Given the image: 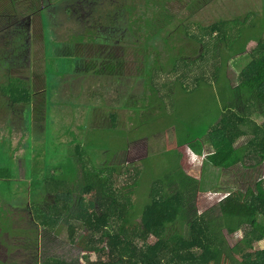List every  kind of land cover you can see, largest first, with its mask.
Returning <instances> with one entry per match:
<instances>
[{
    "label": "trees",
    "instance_id": "obj_1",
    "mask_svg": "<svg viewBox=\"0 0 264 264\" xmlns=\"http://www.w3.org/2000/svg\"><path fill=\"white\" fill-rule=\"evenodd\" d=\"M49 1L55 8L59 6L58 0H0V33L4 32L3 35L16 40L12 32H17L22 42V45L17 42L18 47L0 44V52H7L10 57V60L6 59V65L21 61L26 67L29 66L31 20L40 13V7ZM65 1L69 4L73 2ZM93 1L92 4L85 2L91 18H88V21L84 19L85 22L82 23L78 22L81 26L80 46H85V42L97 44L98 39L101 41L98 34L95 36V29H117L116 36L105 40L106 47L126 45L128 42V46H132L135 51L139 64L142 66L145 63L144 68H137L141 74L135 78L139 88L142 84L144 88L141 95L143 107H140L145 111L154 104L169 106L168 111L163 109V114L174 117V122H170L169 126L176 127L181 134L177 137L178 146H188L190 152L197 156L203 155L206 145L211 144L214 149L210 153L207 152L204 162L210 166L209 170L226 169L237 163L253 168L264 162V20L263 25L259 26L261 21H253L248 13L242 20H222L209 26L208 34H216L218 38L213 43V48L199 54L198 59L203 58L206 63L201 65L199 74L193 79L196 84L189 90L186 81L189 76L188 67L193 60L184 59L181 55H168V63L164 65L160 58L162 53L158 51L152 55L149 49L157 50L155 43L159 42L160 38L169 45L166 36H160V33L168 31V25L172 22L168 7L164 6L158 14L151 13L156 16L148 18L150 13L144 11V4L154 3L152 6L158 9L162 7V2ZM66 3L62 5V9ZM107 7H112V10L107 12ZM59 13V10L55 11V15ZM43 21L47 27L48 21L45 17ZM88 24L92 27L86 34ZM191 24L192 22L182 25L185 29L188 28L185 35L208 46V42L205 43V34L198 37L189 32ZM176 27L173 26L172 30ZM119 28H127L126 43H114L115 38H121ZM58 29L49 31L52 34L50 37H54L57 42ZM253 29L259 33L253 34ZM223 41L227 42L228 50L233 51L238 45L239 50H242L240 54L247 52L251 57L250 62L236 75L235 82L229 76V62L237 55L224 52L225 55L222 50ZM164 49L173 47L169 45ZM139 52L141 54L138 56ZM2 54L0 61H5ZM98 59L99 57L93 54L89 57L90 65L85 66L83 70L92 74H104L100 70ZM117 60L122 64L121 59ZM167 67L177 73L176 79L180 84V88L173 92L170 88L177 81L165 80L162 77ZM106 75L116 80L119 95L124 99L128 92L126 86L129 75L122 69L113 75L106 72ZM205 82L208 86L207 99L214 102L208 106V110L198 107L195 111L192 110L191 115L186 114L177 122L175 113L179 110V104L174 98H182L191 104L193 102L192 105L196 104L191 100L196 97ZM122 84L125 86L124 90L121 89ZM222 85H226V95L219 97L217 94V99L213 92L218 89L219 95L222 94ZM0 93L13 105L32 103L28 80L21 76L6 73L5 79L0 81ZM121 103L125 107V104ZM45 115L44 105L41 131L45 130ZM148 116L156 117L151 114ZM115 120L116 116L112 114L113 124ZM241 139L244 140L240 142ZM74 148L79 154V162L70 161V167H65L64 171L56 174V178H47V186L54 201L46 210L32 208V215L37 226L51 231H55L62 222L65 223L70 240H75L82 250L95 254V259L87 260L86 264H264V176L256 180L253 188H247L244 192H231L216 207L199 214L192 210L191 205V195H195L196 188H200L199 178L192 176L178 157L177 165H174L163 179H150L149 189L144 193L145 203L139 219H136L134 194L142 186V164H98L94 163L90 156L85 157L87 153H84L81 145ZM149 155L150 153L144 158L145 161ZM3 175L5 174L0 173V176ZM179 224L180 227L177 226ZM183 224L186 226V235L181 227ZM82 230L85 233L76 240V233ZM225 230H228L229 236L235 238L236 243L232 245L228 241ZM153 238L156 241H151ZM38 264L71 263L63 258L47 256Z\"/></svg>",
    "mask_w": 264,
    "mask_h": 264
},
{
    "label": "rangeland",
    "instance_id": "obj_2",
    "mask_svg": "<svg viewBox=\"0 0 264 264\" xmlns=\"http://www.w3.org/2000/svg\"><path fill=\"white\" fill-rule=\"evenodd\" d=\"M63 1L65 0H58V8L60 7L63 11L61 15L65 12L70 14L71 11H66V7L62 9L66 3ZM158 1V3L162 2L160 4L162 7L155 9L152 6L154 3L144 4V11L150 13L148 18H154L156 15L151 13L158 14L164 6L168 7L172 22L169 24L170 27L168 25V31L160 33V36H166L168 44L173 49L165 50L164 47L169 45L162 38L155 43L157 50L149 49L152 55L158 51L162 53L160 58L164 61V65L168 63L166 62L168 55H181L184 59L193 60L188 67L189 76L186 81L188 89L196 84L193 79L199 74L201 65L206 63L203 58L198 59L199 54L213 48V43L218 38L216 34H208L209 26L222 20H242L248 16V13L253 21H261L259 26L263 25L264 0ZM74 3L73 0L72 5ZM73 6L78 11L77 15L86 14L88 11L85 5ZM79 7L84 10L79 11ZM111 10L112 7L107 12ZM64 20H66L65 23H62L56 33L59 39L57 42L54 37H50L51 29L43 25L44 21L41 22L40 15L32 17L29 66L26 67V64L21 61L6 65L8 62L6 59L10 60V57L7 52L4 54L0 52L6 61L3 59L0 61V81L5 79L6 73L21 76L28 80L32 93L31 104L19 105L10 104L8 98L0 93V173L5 174L0 176V264H38L47 256L63 258L71 264H86L87 260L95 259L93 252L82 250L75 240H70L65 223L62 222L55 231L48 230L37 226L31 211L27 210L28 207L34 210L41 207L42 210H46L53 203L54 197L47 186L49 177L51 176L50 180L56 178V174L64 171L65 167H70V161L79 162V154L74 150L77 145L84 148V153H87L85 157L90 156L94 163L142 164L144 167L142 186L134 194L136 219H139L145 203L144 193L149 189L150 179H163L166 173L177 165L178 157L184 168L192 176L199 178L200 188H196V194L191 195L192 210L199 214L216 207L231 192H244L247 188H253L256 180L264 176V162L253 168L237 163L226 169L209 170L210 166L204 162L207 152L210 153L214 149L211 144L206 145L203 155L197 156L190 152L188 146H178L177 137L181 134L178 129H175L176 127L169 126L170 122H174V117L163 114V109L168 111L169 106L162 107L161 104H154L149 110L141 109L143 107L141 95L144 88L143 84L139 88L135 78L136 75L141 74L137 68H144L145 63L142 66L139 64L133 48L128 47L123 55L120 47L107 48L104 45L100 46L99 43L94 45L92 42H85V46H80V23L70 15L69 18L65 16ZM189 22H192L189 32L198 37L205 34V43L208 42V46L185 35L188 28L185 29L182 25H187ZM175 25L177 27L172 30ZM91 27L88 24L86 34ZM252 31L253 34L259 33L256 29ZM12 33L16 36V40L3 35L4 32L0 33V44L6 43L9 47L11 44L18 47L17 42H19L22 45L18 33ZM63 40L66 42H62ZM226 43V41L222 43L223 53L237 55L229 62V76L235 82L236 75L250 62L251 57L247 52L240 54L242 50H239L238 45L233 51L228 50ZM74 47L76 48L73 51ZM96 51L97 53H94ZM114 53L117 57L123 55L126 60L124 71L129 76L128 86H126L128 92L124 99L119 95L116 80L107 76V70L100 66L101 62L103 65L110 64ZM93 54L99 57L98 64L104 74H92L81 68L82 60L85 65L90 63L89 57ZM140 54L139 52L137 55ZM78 55L82 56V60ZM117 63L120 64V61ZM169 69L167 67L164 70L162 77L165 80L177 81V73ZM173 84L170 88L172 92L180 88L178 81ZM121 89H125L123 84ZM207 89V82H205L201 85L196 97L191 100L196 102L194 105H192L193 102L191 104L190 101H183L182 98H174L179 104V110L175 113L177 122L186 114L191 115L192 110L195 111L198 107H205L203 109L208 110V106H211L214 101L211 99L209 102L207 99ZM221 90L220 95L218 89L214 90L213 96L217 99L218 96H225L226 85H222ZM121 102L125 104V107ZM44 105L46 108L45 130L41 131ZM187 105L188 108H186ZM25 108L26 115L23 120ZM13 111L18 112L16 116L12 114ZM35 113L38 116L37 119ZM112 114L116 116L114 124ZM149 114L156 117L148 116ZM19 116L22 118L16 122ZM149 153L145 161L144 158ZM54 194L56 195V192ZM43 202L44 205H42ZM177 226L180 227V224ZM181 227L186 235L185 224ZM84 233L83 230L78 231L76 240ZM224 233L232 245L236 243L235 238L229 236L228 230ZM151 241L156 239L153 238Z\"/></svg>",
    "mask_w": 264,
    "mask_h": 264
},
{
    "label": "flooded vegetation",
    "instance_id": "obj_3",
    "mask_svg": "<svg viewBox=\"0 0 264 264\" xmlns=\"http://www.w3.org/2000/svg\"><path fill=\"white\" fill-rule=\"evenodd\" d=\"M89 2V3H94V1L93 0H77L73 5H75V6H79L80 4L81 5H85L87 8H88V6H87V4L85 3V2ZM78 2V3H77ZM72 4H69V3H66V5H65V7H66V11H71V13L69 14L68 12H65L63 15H61V13L63 12V11H61V9H60V7L58 8H55V6H54V4L52 3V2H47L46 4H44V5H42L41 7H40V13H39V15H40V18H41V22H42V20H43V17H45L46 19H47V21H48V25H47V28L49 27L51 30H56V28H59V27H61L62 26V23L64 22L65 23V21L66 20H64L65 19V16L66 17H68L69 18V15L71 16V17H75V19L78 21V22H85V20L84 19H87V21H88V18H91V15L89 14L90 12H89V10L87 11V13L85 14V13H83V14H81V15H77V13H78V11L74 8V6H73ZM64 7V8H65ZM80 9H82V10H84V8H82V7H79V11H80ZM59 10V14L58 15H55V11H58ZM73 13H75V14H73ZM61 15V16H60ZM61 17V18H60ZM44 25V24H43ZM120 29V31H121V38H120V40H117V38H115L114 39V43H116V44H118L120 41H122V42H124V43H126L127 42V28H125V29H121V28H119ZM117 29H105V28H99V29H95V36H96V34H98L99 36L98 37H101L100 39H101V41H99V39H98V43H99V45L101 46V45H104V46H106V43H105V40H110L111 39V37H113V36H116V33H117V31H116ZM43 31V30H42ZM50 31V30H49ZM52 32H54V31H52ZM117 37H118V35H117ZM96 38L94 39V41L96 42ZM94 44V43H93ZM62 45V44H61ZM95 45V44H94ZM77 47V46H76ZM116 47H120V49H122L121 50V53L124 55V51H126V49L128 48V47H132V46H128V42H127V44L126 45H120V46H116ZM112 48H115V47H112ZM114 55V57L112 56V58L115 60L114 62L113 61H111L110 62V64H107V65H103V62H101L100 64H101V68L102 69H106L107 71L106 72H109V74L110 75H113V74H115V73H117L118 71H120L121 69H122V71H124V66H125V63H126V60H125V58H124V56L122 55V56H118L117 57V55H116V53H114L113 54ZM121 59V63L122 64H120V65H118L117 64V62H119L117 59ZM82 59V58H81ZM81 64H82V66H81V68H85V66L87 67V66H89L90 64H83V62H81ZM122 67V68H121ZM124 73H125V71H124ZM11 104V103H10ZM23 104V103H22ZM13 105V104H12ZM11 105V106H12ZM28 106H30V105H28ZM18 112H16V111H13L12 112V114H15V116H16V114H17ZM25 115H26V108H25V111H24V116H23V120H25ZM37 116V114L35 113V117ZM21 118L22 117H18V118H16V120L15 119H13V120H15L16 122H19L20 120H21ZM11 126H13V127H16V125H11ZM44 202H45V200H44ZM43 202V204L42 205H44L45 203ZM41 205V206H42ZM41 208V207H40ZM39 208V209H40ZM27 210H30L31 211V214H32V208L31 207H28V209ZM41 210H42V208H41Z\"/></svg>",
    "mask_w": 264,
    "mask_h": 264
},
{
    "label": "crops",
    "instance_id": "obj_4",
    "mask_svg": "<svg viewBox=\"0 0 264 264\" xmlns=\"http://www.w3.org/2000/svg\"><path fill=\"white\" fill-rule=\"evenodd\" d=\"M85 69V68H84Z\"/></svg>",
    "mask_w": 264,
    "mask_h": 264
}]
</instances>
